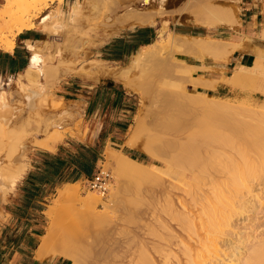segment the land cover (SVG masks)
I'll use <instances>...</instances> for the list:
<instances>
[{
    "label": "rangeland",
    "instance_id": "rangeland-1",
    "mask_svg": "<svg viewBox=\"0 0 264 264\" xmlns=\"http://www.w3.org/2000/svg\"><path fill=\"white\" fill-rule=\"evenodd\" d=\"M27 1L31 3L34 0ZM81 1L84 2L83 13L74 23L70 24V32L66 31L59 35L40 30V18L48 13H54L58 9L68 11L71 3L64 2V0L60 4L50 0L38 3L36 8L32 10V21L36 26H39L32 29L37 30L39 34L38 41L28 43L34 46L36 43H39V47L41 46L40 53L42 52L40 55L47 58V54H49V62H52L50 65L53 70L54 68L55 70L57 69L58 78H60L59 84H57L56 88L54 87L55 89H52L51 95L46 99L44 108L47 111H51L54 108L62 106L74 112L76 114L74 116V126L73 124L70 125L71 127H68L70 130L67 129V132L65 131L64 134L61 132L62 137L58 141L54 140L53 137L55 130L48 129L44 133H41V131L36 133L37 129L40 130L39 125L42 123V121L37 122V120H41L39 119L41 115L39 117L37 113L32 114L26 108L24 105L25 99L22 96L23 91L21 90L22 83H28L29 81L18 76L16 81L9 82L8 87L14 83L10 90L3 83L0 86V93L7 91L11 103H13L12 105L19 107L17 110L18 114L16 113L14 121L10 123L11 126L9 125L10 127L8 126L4 129V137L1 135L0 149L2 152L8 154L9 150L14 146L13 141L15 143L18 140L22 141V137L20 139H17V137L26 136L28 132V137L25 138L23 136L25 139H23V143L27 144V160L29 161V168L24 177L18 182L16 189L10 192V194L8 193L7 199L0 198V260L4 264H19V262L23 261L24 257L22 255L19 256L18 251L21 254L27 253L28 237L26 234H22L24 228L41 234L36 241L40 245L42 235L48 234L52 226L53 236L49 240L48 258L43 261V264L54 262H60V264L69 262L68 264H71V261L78 260L79 255L75 256L76 254H81L85 257L83 261L85 264H109L110 254L108 252L111 248L110 238H112L110 224L104 218L99 219L97 216H103L112 207H119L125 202L126 194L124 190L126 191L128 182V185L131 184L129 186L130 189L132 187L136 189V179L131 178L130 180L128 176L119 172L118 163L121 161L119 153L126 155L130 161L141 163L142 168L146 167V169L149 168L154 171H157V168L161 169L159 160H155L142 150L133 149L128 145V141L134 136V133L135 135L139 133V139L142 141L151 137L156 112L161 101L168 100L169 108L175 107L176 101V104L179 103V107H184L187 113H183V120L190 118L188 114L196 113L197 115L195 114L196 116L194 117L193 114V118L186 120L187 122L184 120V123L190 128H197L201 125L205 126L209 123L207 127H212L217 132L226 133L225 131L228 132L230 130L229 132L233 133L235 130L226 128L227 125L225 127L220 126L218 129L217 125L220 123L221 118L223 120L224 118L230 119L229 123L232 126L236 124L233 123V120L236 122L237 117L242 121L247 120L246 122L250 123V126L253 124L251 123L252 120L256 124L255 121L258 119V117L250 119L246 117V119L245 115L243 120L239 117V113L243 116L242 112H233V114L229 110L228 112L232 113L230 115L228 112L225 113L228 109L224 110L220 108L218 103L210 105L212 108L209 110L208 101L205 100L206 105L204 106L205 103L202 104L203 99L201 98H207L209 102L211 100L217 101L220 104L224 102L233 106L241 107L244 105L243 107H246V109L255 112L259 110V114L263 113L259 115V119L264 121V111L262 112L260 108L261 105H264V48H251L250 50L255 53V57L250 61L253 64H250L249 67L240 66L234 69L231 65L234 51L246 48L242 47L241 44L225 41L231 39L233 34L238 33L241 27V0H153L150 4H145L138 0L141 13H136L137 15L125 13L120 2L121 0ZM5 2L6 0H0V9ZM233 9H236L237 13H234ZM144 10L148 11V14L155 16V23H146V25L136 24L135 27H131L130 24L134 23V21L138 22L141 17V20L147 17V13ZM138 14L139 17H137ZM135 17L139 19L137 20ZM143 27L152 28V32L150 33L152 37L151 43H155L157 48H146L147 44L139 46L131 55L123 54L117 56L115 49L119 47L118 39L123 38L127 40L133 32ZM15 33H17L16 30L11 37L13 38L14 35L16 45L18 34L15 35ZM262 36L264 37V32ZM189 37H191L190 40ZM194 40L195 43H192ZM141 48L145 53L139 56L137 62H133L134 55L138 54L137 51ZM33 56L35 57L34 63L29 64V67H39L40 64L36 63L35 54ZM206 71L214 72L216 75H229V78H223L222 80L236 88L237 91L229 95H222L218 92L209 94L210 91L201 87H214L215 83H209L203 79L202 74ZM19 77L21 80H19ZM38 81H44V76L41 75ZM110 82H113V84L111 85ZM131 88H135L137 92H132ZM142 94H144V97L145 95L147 97H145L144 114L139 118L138 111L142 100H144ZM189 94L194 96H190ZM174 95L175 97H172ZM208 96L213 99L208 98ZM196 97H199L198 102L200 105L196 101L198 100ZM168 98H173L174 102H170L171 100ZM191 98L195 100L193 101ZM189 100L192 101L188 102ZM163 102L161 103H166L167 106V101ZM191 102L194 104L196 102L197 106L205 108L193 106V104H190ZM207 105L209 107L208 110L206 109ZM218 107L221 110L220 112L214 110L218 109ZM194 109L196 110L195 112ZM201 112L202 115H205V117H202L204 120L198 115ZM223 112L226 115H220ZM211 113H220V116L215 117V115L213 118ZM6 115L10 117L11 112H7ZM196 117L197 119L200 118L199 125L196 124L198 120H194ZM138 118L140 119L139 122H142V127L138 125L141 124L138 122ZM191 119H193L195 125L193 123L190 124ZM222 119L221 123H224L225 121ZM202 121L203 123H201ZM214 121H216V125ZM223 123L222 125H224ZM238 123L239 120L236 125L241 124L243 127L247 125L244 122ZM225 124H228V121ZM136 126L140 128L137 127V129ZM228 126L230 127V124ZM239 126L232 128H242V126ZM7 129L15 133L11 134L9 132V134ZM242 130L244 129H239L236 133L238 134V131ZM6 134H8V138H11L10 140L7 139V141L5 139V143L3 144ZM15 137L16 139H14ZM80 146L97 147L101 151V158L97 163L99 162L105 168H109L113 174V184L109 194L103 197L101 194L89 190L85 183L87 175H83L75 182L65 181L43 185L42 190L35 198V203H33L35 205L27 208L25 204L27 194L25 186L27 185L30 173L38 171L43 165L45 154L52 153L67 156L69 153H76ZM2 147L6 150L4 151ZM55 148H57L56 153L53 152ZM107 149L113 153L112 157L106 154ZM126 150L136 151L140 154L141 161L130 157ZM252 154L256 157V153ZM253 160L255 159L253 158ZM259 160L256 159L257 163ZM260 161L258 164H260ZM95 169L96 166L94 171ZM256 173L254 178H249L250 180L248 181L252 192L247 190L248 188H243L239 193L240 196L237 197L238 205L252 201L254 207L250 206L251 211L245 210L244 207L240 209L243 212L245 211L244 214L247 219H244L242 215L233 216L231 224L223 226L222 231L218 232L219 234L211 232V235L217 236L219 248L217 255L219 254L220 256L218 255L216 260H214L215 255L212 256L208 259V264L231 263L228 262L229 256L237 246L239 250L236 252V255L240 258L235 263L242 264L243 259L247 257L248 252L252 250L253 246L264 242V176L261 175L260 171ZM259 175L261 176L259 177ZM166 179L167 183L168 180L169 183L172 182L171 178L167 177ZM131 181L134 182L132 183ZM70 183L76 184V187L79 188V199L94 198L95 202L93 204L95 206H92V204V207L87 206L88 209L81 208L82 204L79 205L81 203L79 200L64 198V192L66 188H69ZM158 186L151 185L150 194L153 190L158 191L160 189V186ZM117 216L115 215V217ZM120 222L119 219L117 226H120ZM36 225L38 226L36 227ZM118 231L119 229L116 230L115 234L116 241H119L121 238ZM200 233L202 238H200ZM200 233L192 236L193 239L189 238L188 242L190 241L192 244L193 241L191 240H194L195 245L198 236V241L202 242L201 239L206 235L205 232H202V227ZM213 238L210 239L212 240ZM18 239L19 242L17 244L16 240ZM209 244H212V242ZM71 249L73 251L70 254ZM65 250L67 254H64ZM68 253L70 254L69 258ZM63 255L67 256L69 260L63 258ZM184 259L182 258L181 260L184 262ZM75 261L74 263H76Z\"/></svg>",
    "mask_w": 264,
    "mask_h": 264
},
{
    "label": "bare ground",
    "instance_id": "bare-ground-1",
    "mask_svg": "<svg viewBox=\"0 0 264 264\" xmlns=\"http://www.w3.org/2000/svg\"><path fill=\"white\" fill-rule=\"evenodd\" d=\"M42 1L46 2L47 0H34L31 3H28L27 0H6L5 4L0 9V47L2 49L12 51L15 48L14 35L13 38L11 37L15 30L17 31L15 35H17L24 32V30H32L39 27L32 21V10ZM50 1H56L60 4L63 0ZM84 1L90 2L91 0ZM137 1L138 0H121L120 2L122 3L124 12L130 15L141 13L139 10L140 4ZM140 1L145 4H150L153 0ZM69 6L70 8L68 11L58 9L54 13H48L42 16L39 23L41 27L39 29L55 35L69 31L71 29L70 24L74 23L83 13L84 2L76 0ZM144 11L146 12V10ZM233 11L234 13H237L236 9H233ZM146 13L147 17L142 20L141 17L138 22L134 21L130 26L135 27L136 24L146 25V23L154 24L155 16L148 14V11ZM137 17H139V14ZM138 19L139 18H137V20ZM190 38L191 37H189V40ZM30 42L31 41H27V47L33 52V54H35L36 63H39L40 66L29 67L24 73L19 75L22 79L29 81L28 83H22L21 85V90L23 91L22 96H24L25 99L24 105L32 114L37 113L39 117L41 115V118H39L41 120H37V122L42 121V123L40 125L39 123L37 124V127L39 125L40 130L36 127V133H39L40 131L41 133H44L48 129L55 130L53 137L54 140L58 141L62 137L61 132L64 134L65 131L67 132L68 127L75 123L74 116H76V114L62 106L54 108L51 111H47L44 108L47 101L46 99L51 95L52 89L54 87L56 88L57 84H59L60 78H58L59 74H57V69L55 70L54 68V71L50 65L52 62H49V54H47V58L42 57L40 55L42 52L40 53L41 46L39 47V43L35 42L36 45L34 46L28 44ZM192 43H195V40ZM142 48L137 51L138 54L134 55V59L132 58L133 62H137L139 56L142 53H145ZM146 48L155 49L157 48V45L152 43L146 46ZM41 75L44 76V81H38ZM20 77L19 80H21ZM131 89L132 92H137L135 88ZM185 94L184 96H188V94ZM175 95L172 97H175ZM189 95L194 96L191 94ZM145 97L147 96L145 95ZM145 97L144 94H142L144 100H142L141 107L138 111L139 118L144 114V107L146 104ZM198 98L196 97V99ZM208 98L213 99L210 96H208ZM201 99L204 100H202V104L205 103L204 106L206 105L205 100L208 101L207 103L209 106L218 103L220 108H223L224 110L228 109L225 113L229 110H231L232 113L242 112L243 116L239 113V117L243 120L245 115V118L248 117L250 119L252 117H258L259 119V115L261 114L258 113L259 110H257L258 112H255L246 109V107H243L244 105L240 107L236 105L233 106L232 104L229 105L224 102L220 104L219 102H214L212 100L211 103L207 98ZM169 100H171L170 102L172 103L174 102L173 98ZM194 100L195 99H193V101ZM166 101L168 106V100ZM190 101L192 100H189L188 102ZM196 101L198 102L199 99ZM161 102L159 103L156 112L155 124L153 126V131H151L153 132L151 137L142 141L139 139V133L136 132L139 130H136L135 132L137 134L135 135L134 133V136L128 141V145L131 148L140 149L152 156L155 160H159L161 169L157 168V171H154L149 168L146 169V167L142 168L141 163L130 161L126 155L119 153V157H121V161L118 163L119 172L128 176L130 180L131 178L136 179V189H134V187L130 189L129 186H131V184L128 185V182V187L126 186V191L124 190V193L126 194L125 202L119 207H112L107 213L109 215L105 214L103 216H97L99 219L104 218L110 224L112 238H110V253L108 252V254H110V260H108L109 264H208V259L214 255V260H216L219 255H217V252L219 251L217 236L211 235V232H221L223 226L225 227L231 224L233 216L242 215L244 219H247L244 214L245 211L243 212L240 209L244 207L245 210L251 211L250 206L253 208L254 203L251 201L250 203L244 202L242 205H238L237 197L240 196L239 193L243 188H248L247 190L252 192L248 181L250 180L249 178H254L256 172L260 171L261 175L264 176V121L257 119L255 124L252 120L251 123L253 124L250 126V123L248 124L246 122L247 120L242 121L237 117L236 122L233 120V123L237 124L239 120V123L244 122L245 125H248L244 126V128L238 123L244 129L240 132L238 131V134L236 133L237 130L242 128L233 129L232 127L236 126L235 128H237L239 125L233 124L234 126H232L231 123H229L231 120H228V118L225 119L224 117V120L221 119L225 122L228 121V124L222 122L224 124L222 125L220 119L221 125L220 123H217L218 129L220 126L225 127L227 125L226 128L235 130V133H230V130L228 132L225 131L226 133L217 132V130H214L212 127H207L209 124L207 122V125L205 126L201 125L197 128H190L184 123L185 119L183 120V113H187L184 107H179V103L176 104L177 101L174 104L175 107H171L170 104L171 108H169V106L167 107L166 103L162 104ZM12 104L9 93L7 91H2V93H0V140L2 136L5 135L4 129L10 125L11 121H14L13 119L19 109L18 106L16 107ZM190 104L197 106L196 102L195 104L193 102ZM208 105L206 106L207 110L209 108ZM219 107L214 110L220 112L221 110H219ZM211 108L212 107L210 106L209 110H211ZM260 108L263 112L264 105H261ZM195 109L194 112L196 111ZM7 112H11L10 117L6 115ZM212 113L211 115H213V118L215 115V117H218L220 114ZM228 113L232 115L231 112ZM193 114H188V116L193 118ZM195 114L194 117L197 115ZM198 115L201 119H203V116L205 117V115H202V112ZM220 115L226 114L223 112ZM49 116L51 117L50 119ZM233 116L235 117V115ZM197 117L194 118V120H198L196 121V124H198V122L200 123V118L197 119ZM139 118L138 122L140 120ZM191 120V122L189 121L190 124H194L195 122L193 119ZM214 122L216 125V121ZM248 122H250V120H248ZM139 123L141 124L138 125L142 127V122ZM201 123H203V121ZM190 124L188 123V125ZM229 124L230 127L228 126ZM137 127L139 126H136V128ZM10 129H7L8 133L11 132ZM220 130L224 131L223 129ZM14 133L11 132V134ZM27 133L26 136L22 135L26 138L28 137ZM23 136L17 137V139L22 137V141L15 140L16 143L13 141L14 146H12V148L9 146L11 149L9 150L8 148V154L2 152L0 149V198L2 199L6 198L8 193L10 194V192L16 189L18 182L24 177L29 168V161L27 160L28 147L27 144L23 143ZM10 138H8V134H6V138H4L3 141L5 139L6 141L7 139L10 140ZM14 139H16V137ZM26 141L24 142L26 143ZM4 143L5 141L3 144ZM2 149H4V147H2ZM5 150L6 149H4V151ZM106 152L108 156H113V153L110 152V150L108 151L107 149ZM252 153H256V157L253 156ZM253 158L255 160H253ZM256 159L262 160H259L260 164H258L259 161L257 163ZM262 170L263 172H261ZM261 175H259V177ZM167 177L171 178L174 183H169L168 180V184L167 179L165 180ZM146 185H159L160 189L158 191L152 189L153 192L150 194V186H147L149 187L147 188ZM78 189L79 188L76 187V184L70 183L69 188H66L64 192V198H74L79 200V202H81L79 205L82 204L81 208L84 207L85 209H88L87 206H95V204H93L95 202L94 198L85 200L79 199ZM52 213L50 214L52 215ZM115 215L118 216L115 217ZM119 219L121 221L120 226H117ZM201 227L202 232H205L206 234L203 239H201L202 242L198 241L199 236L197 237L195 245L194 240H191L193 241L192 244L190 241L188 242L189 238L193 239L192 236L200 233ZM52 228L53 226L49 229L48 234L41 237V243L36 250V256L40 261H45L48 258L49 240L51 239L50 237L53 236ZM118 229V234L121 235V238L119 241H116L115 234ZM212 237L214 238L211 240L210 238ZM200 238H202L201 233ZM210 242H212V244H209ZM237 248H235L233 252L231 251L232 253L229 256L230 259L228 261L231 263L228 264H238L235 263L240 258L236 255V252L239 250L238 246ZM67 250L69 251V249ZM72 251L73 250L71 249L70 254ZM101 253L103 254V252ZM248 253L247 257L243 259L242 264H264V242L253 246L252 250ZM64 254H67L66 250ZM70 254L68 253V258ZM75 256H78L79 258L77 261L74 260L76 263L71 261V264H85L83 262L85 260L83 255L76 254ZM63 258L68 259L65 255H63ZM182 258H185L186 260L184 259L183 262V260H181Z\"/></svg>",
    "mask_w": 264,
    "mask_h": 264
},
{
    "label": "crops",
    "instance_id": "crops-1",
    "mask_svg": "<svg viewBox=\"0 0 264 264\" xmlns=\"http://www.w3.org/2000/svg\"><path fill=\"white\" fill-rule=\"evenodd\" d=\"M75 1L76 0H64V2L70 3ZM240 5L242 8L241 27L238 33L232 35L231 39L225 40L230 43L241 44L242 47L246 48L237 49L234 51L233 58L231 60V65L234 69L239 68L240 66H250V61L253 60V57H255V53L250 50L251 48H264V37L262 36L264 32V0H241ZM38 35L39 34L37 30H25L24 32L18 34L15 48L12 51H6L0 47V86L3 83L5 87L10 90L14 83L8 87L9 82L16 81L18 76L24 73L26 69L29 68L31 64H33L35 57L33 56L32 51L27 50L28 47L26 43L27 41H38ZM202 76L205 81L209 83H215L214 87H201L207 89L210 92H218L222 95H229L230 93H235L237 91L236 88L222 80L223 78H229V75H216L214 72L206 71L202 74ZM53 152L56 153L57 148H55ZM37 226L38 225H36V227ZM24 230H26V228H24ZM26 234L28 237V248H25L27 253L21 254L18 251V255H22V257L26 258L29 257L43 264V261H40L36 256V250L37 247H39V244L36 243V241L38 240V237L41 236V234L38 232H33V230L29 229L26 230ZM31 242H35L36 247L30 245ZM50 264H60V262H54Z\"/></svg>",
    "mask_w": 264,
    "mask_h": 264
},
{
    "label": "trees",
    "instance_id": "trees-1",
    "mask_svg": "<svg viewBox=\"0 0 264 264\" xmlns=\"http://www.w3.org/2000/svg\"><path fill=\"white\" fill-rule=\"evenodd\" d=\"M152 28L143 27L137 29L130 35L129 39H118L119 47L115 49L117 56L123 54H133L140 45L152 44V37L150 33ZM196 36V35H195ZM27 50H29L27 48ZM112 85L113 82H110ZM212 94V92H209ZM130 157L135 160L141 161V156L134 150H126ZM101 158V151L97 147L80 146L76 153H69L67 156L62 154L46 153L43 159V165L38 171L30 173L27 185L25 186L26 197L25 204L28 208L31 205H35V198L42 190V186L45 184L62 183L65 181L75 182L83 175H91L97 164V161ZM27 230V228H26ZM26 230L22 231V234H26ZM27 235V234H26ZM17 244L19 239L16 240ZM30 245L36 247L35 242H31ZM59 263V262H58ZM67 262L66 264H68ZM0 264H4L0 260ZM19 264H41L29 257H24L23 261Z\"/></svg>",
    "mask_w": 264,
    "mask_h": 264
},
{
    "label": "built area",
    "instance_id": "built-area-1",
    "mask_svg": "<svg viewBox=\"0 0 264 264\" xmlns=\"http://www.w3.org/2000/svg\"><path fill=\"white\" fill-rule=\"evenodd\" d=\"M85 183L89 190L95 191L105 197V195L109 194L113 184L112 171L98 162L93 174L86 176Z\"/></svg>",
    "mask_w": 264,
    "mask_h": 264
}]
</instances>
